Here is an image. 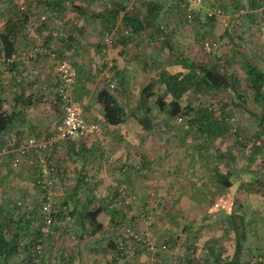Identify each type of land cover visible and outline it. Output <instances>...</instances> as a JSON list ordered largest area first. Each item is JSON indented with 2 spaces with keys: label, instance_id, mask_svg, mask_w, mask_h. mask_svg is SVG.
Wrapping results in <instances>:
<instances>
[{
  "label": "rangeland",
  "instance_id": "374dc122",
  "mask_svg": "<svg viewBox=\"0 0 264 264\" xmlns=\"http://www.w3.org/2000/svg\"><path fill=\"white\" fill-rule=\"evenodd\" d=\"M18 1L24 7V14L49 15L48 1L51 0ZM65 1V5H59L55 16L47 15L48 21L35 30V37H30L31 34L24 36L19 26L14 29L17 35L13 40L16 49L28 46L30 50V47L41 44L48 52L40 55L34 52L32 54L35 55L30 57H27V53H21L18 57L22 56L23 61L15 65L12 75L16 76L26 68L23 75L33 77L30 65L37 57L44 55L49 68L45 82L36 81L29 86V90H35L36 94L33 97L35 104L27 107L28 112L38 111L44 115L33 120L29 128L20 131L8 129L6 134L2 131L5 121L0 117V215L8 219L6 234L14 228L21 213L20 208L15 210L16 200L30 204L25 214L28 227L40 224L42 191L39 187L42 184L35 183V179L40 171V163H50L55 165V173L47 175L54 182L51 189L53 207L60 209L65 204V214L53 219L47 226L48 232L37 238L40 239L39 252L34 254L35 246L29 251L32 264H94L91 260L93 255L97 258L95 264H103L104 259L110 260V264H214L212 256L215 252L219 251L222 259L232 253L234 236L227 218L229 205L237 227L242 226L245 234L241 263L264 264V132L258 138L254 136L260 128L254 115L259 107L253 98L248 74L251 68L264 72V0H202L201 6L190 5L194 9L189 16L176 0H152L157 7L155 25L158 30H155L156 26H150L137 34L119 26L117 35L113 34L109 41L104 38L107 34L102 35L105 30L101 26L102 21L93 14L111 6L118 10L114 17L118 26L119 15L124 9L133 7L141 16L146 7L145 0ZM82 2L85 5L80 10L76 4ZM210 5L219 6L227 15L209 19L203 10ZM22 13L13 0H0V31L7 30L9 21ZM224 20L228 21V25L223 24ZM49 30L51 34L45 43L43 37L49 34ZM69 30L76 32L74 39L77 41L67 39ZM148 31L153 36L145 34ZM122 33H126L123 39ZM206 39L209 40V49L203 48ZM123 44L127 48L125 53L119 50ZM50 51L72 63L75 69L73 85L82 79L90 84L84 89V97L81 96L85 100H72L70 95L84 118L87 117L85 114L89 116L101 107L93 98L98 88L104 87L108 94L120 95L125 99L124 103L134 101L138 105L142 86L148 80H155L156 83L152 82L151 86L153 95L146 100L151 105L147 114L152 125L149 129L135 125V115L139 117L142 112L134 114L136 110L132 111L131 107L126 108L128 112L131 109L133 114L129 112L121 117H112L113 108H110L109 115H103V119L111 121V124L126 121L127 133L138 128V171H130L127 180L122 178L121 173V178L116 177V161L111 158V153L105 151L114 150L115 145L108 149L100 145V141L105 142L111 135L110 131L105 132L104 126L99 134L73 135L56 146L29 150L19 163L12 165L13 151L6 150L7 145H2L3 137L16 132L18 140L22 136L45 138L60 120L61 105L55 96V86L51 83L56 74ZM181 54H185L183 60H180ZM0 55L2 57L1 47ZM150 58L158 60L155 59L156 63H153ZM159 60L166 68L159 67ZM2 62L8 64L9 61L3 57L0 59V77L4 79L10 76V72ZM111 62L113 71H104ZM191 63L204 67L213 65L231 73L235 84L233 90L216 88L201 81L196 87L189 86L182 91L179 101L190 105L191 110L180 114L181 119L177 120V115H169L164 109H158L154 101L157 95L165 94V103L170 98L162 84L159 86L162 79L158 75L181 76ZM125 65L130 68L134 66L137 71L132 72L135 75L131 77L126 71V79L117 73V85L111 75L114 72L116 77L115 67L128 70ZM105 73L106 78L115 83L114 88L106 86ZM201 73L195 72L193 79L200 78ZM83 75L88 78H82ZM47 93L51 94L50 97H47ZM26 99L32 101V96L21 98ZM199 107L204 110L209 108L216 119H225L228 125L226 132L221 135L198 133L190 118L199 114ZM95 169L108 176L107 179L100 176L98 185L93 179H84V176L91 177ZM215 169L219 173L230 171L229 186L215 179ZM136 176L137 189L130 187V183L137 181ZM93 186L95 191L90 189ZM99 189L101 191H97ZM115 189L117 192H114ZM89 196L102 206L97 216L104 225L93 236L82 233L76 213L70 214L74 207L83 208ZM137 215H140V220L134 222L132 217ZM132 222L134 224L130 226ZM122 223L138 231L140 239H148L152 247L125 235L121 231ZM27 232L29 234L21 236V240H31L32 235L30 231ZM108 240H113L114 246H103ZM116 245L122 250H118ZM24 255L23 250L14 255L12 264H25ZM22 256L23 259H20Z\"/></svg>",
  "mask_w": 264,
  "mask_h": 264
},
{
  "label": "trees",
  "instance_id": "16d2710c",
  "mask_svg": "<svg viewBox=\"0 0 264 264\" xmlns=\"http://www.w3.org/2000/svg\"><path fill=\"white\" fill-rule=\"evenodd\" d=\"M48 2H49V8H48L49 9V15H48V17H51L52 15L55 16L57 13V10L60 9L59 5H65L66 4L63 2V0H51ZM65 2H67V0ZM69 2L72 3L73 0H70ZM145 4H146V7L144 10V13H141V16L139 15L140 12L137 11L136 9H133V7L130 9L128 8L127 10L124 9V11H122L121 14L119 15V19H118L119 25L118 26L115 24V20H114V17L117 16L118 10L114 9L111 6L106 7V8H102V9L96 11L94 14L93 13L92 14H93V17H97V19L102 21L101 26L103 28H105L102 35L108 33V31L113 27H115V29L117 30V28L119 26L122 27L123 29L127 30L128 32L138 34V33H143L147 27H150V26L155 27L156 26L155 22H156V16H157L156 15L157 7H155L156 5L152 2V0H145ZM84 5H85L84 2H82V4H76L77 8L80 10H82L84 8ZM178 6L182 7L179 3H178ZM24 16H25V14L22 13L18 17L14 18L13 21H9L10 23H8V29L0 31V47H1L3 59H6L7 57H9L10 54L13 52V49H14L13 40L17 37V35L14 33V29H16L17 26H19L18 27V28H20L19 31L22 33ZM47 18L42 23H39L37 28L45 25V23L48 21ZM211 18L212 17H209V19H211ZM20 21H21V23L19 24ZM157 28L158 27L156 26L155 30H158ZM78 29H79V27L76 28V30H78ZM148 32L150 34V31H148ZM75 33L73 31L69 30L66 34L67 39H74ZM22 34H24V33H22ZM47 35H46L47 39L45 40V42H48V37L50 34H47ZM116 35H117V31H116ZM124 35H126V33H122L121 39H123ZM24 36H26V35L24 34ZM150 36H153V33H151ZM104 38H106V37H104ZM74 41H77V39H74ZM120 41L123 42L122 40H120ZM42 46H44V45H42ZM31 48L32 47H30V50L27 49L26 51H31ZM119 50H121L124 53L127 52V50L125 48L124 49L121 48ZM26 51H25V53H27ZM38 54L40 55L42 53H38ZM32 55H33L32 53L28 54L27 57H30ZM13 61H14V58L11 61H9L8 66H10ZM112 63L113 62H111L110 66H108L109 71L112 70L111 69ZM253 70L254 69H252V68L248 69V74H250L249 84H250L252 91H253V98L255 99V101L257 102V106L259 107V111L257 113H254V115L257 116L258 125L260 126L259 131L257 133H254V136L258 138L260 136V133L264 132V72L263 71H253ZM198 71H202L201 77L198 79H193L194 73L195 72L197 73ZM86 78H88V77H86ZM111 79L117 80L116 77H114V73L111 75ZM199 81H201L202 83H205L207 85L216 87V88H223V89L230 88L232 90H233L234 84H235L234 77H233V75H231V73L223 72L220 69L215 68V66H213V65H211L209 67H204L201 65H197L195 63H191L190 67L181 76L176 77V76H173L171 74H167V75L163 76V80H161V82L164 83V86H165L164 91H165V93H169L170 98L165 103V101L162 99V95L156 96L154 101L157 104L158 109H160V110L164 109L165 111H167V113L169 115L179 116L182 113H187L189 110H191V106L188 104H181L179 102V96L182 93V91L185 90L186 88H188L189 86L190 87H193V86L196 87L199 84ZM56 84H57V79H56L54 85H56ZM151 86H152V82H147L140 89L139 103L141 105H144V110H143L142 115L140 117H138L137 119H138V123L140 124V126L143 127L144 129H149L151 127L149 116L146 113L149 110V108L146 106V100L152 94ZM55 96H56V99L59 101V98H58V95L56 94V92H55ZM32 97H34V95ZM96 99L101 105L102 113L104 116L109 115L110 108H113V116L112 117L123 116L122 108L114 101V99L112 97H110V95L106 92L104 87L100 88L97 91ZM30 100L31 99H29V100L26 99V101L21 100V96H18L16 98L15 97L8 98V100L0 98V102H1L0 108L3 109V110H1L3 113L0 112V117L2 118V120L4 119V121H5L3 123L4 125L2 128V131H4L5 134L8 130V128H10L11 125L13 124V119L17 118V116L23 110H25L29 105H31L32 101H30ZM3 101L5 103L4 106H3ZM163 104H165L164 107L162 106ZM9 106L12 108H11V111H9L7 113V109L9 108ZM198 112H199V114L196 117L190 118L191 124L195 127V129H197L198 133L210 135L212 132H214L216 134L221 135L222 133L226 132V130L228 129V125H227L226 120L225 119H216L214 117V113L209 108H208V110H204V109L199 107ZM11 134L17 136L16 132H11ZM8 137H9V135L6 137H3L4 139H1L4 142V143H2L3 146H5V145L8 146V144L6 143V140H5ZM36 137H38V136H36ZM214 172L216 173L215 179L217 181H220L224 186H229L231 184V181L229 179V175H230L229 170L224 171V173H219L217 171V169H215ZM50 173L51 174L55 173V171L54 172H48L46 174V176L50 175ZM38 175H37V177H44L45 173L39 171ZM35 183L44 184V186L41 185V187H39V188L41 189L42 193L45 194V189H47L46 186H48V185L42 181L36 182V179H35ZM116 189L114 190V192H117ZM63 201H65V200H63ZM23 205L24 204L19 202L18 200L15 201V207H16L15 210L17 211L20 208L21 213L19 215V218L17 219V223L15 224L14 228L12 230H10L11 232L9 234H6V227L8 224V222H7L8 219H4L0 215V264H12V262L14 260V255L21 253V250H23V252L25 254L24 257H26V258L23 259V256H22L20 259H23L25 261V264H32L31 261L33 260V258H31V253L29 251L32 248L34 249L36 247V252L34 254H37L39 252L38 242L40 240L37 238L42 233L43 234L47 233V232L44 233L40 229L39 223L37 224V227H28V225L26 224V223H28L27 222V215L25 216V214H27V212L29 210L25 209L26 207H24ZM64 208H65V204L62 205V207L60 209L59 208L54 209L51 212V221L53 219H55L56 217H59V216L61 217L62 215H64L65 214L63 212ZM101 209H102V206L98 205V203H96L93 200V197L89 196V197H86V205L83 208L77 209L74 207L73 209L70 210V214L73 215L74 213H76V215L78 217V221L80 223V230L82 233H85L88 236H93L99 230H101L104 226L102 220L99 219L97 216L98 212ZM1 210H2V208H0V213H2ZM227 218H228L229 223H230V229H231L233 236H234V244H233L232 253L229 257L222 259L220 254H219L220 252L218 251V252L214 253V255L212 256V259H213L214 264H218L217 262H221L220 264H242L240 254H241V250L243 247V240L245 238V234H244V231L242 229V226H240L239 228L237 227V224L235 221V215L231 211V205L228 206ZM240 218H241V216H240ZM134 219H135L134 222H136V220L139 221L140 215L132 217V220H134ZM39 221H40V219H39ZM134 222H132L130 224V226H132V224H134ZM122 224H124V223H122ZM125 226H126L125 224L121 225V231H123V228ZM23 229H24V231H23ZM27 230L30 231L32 238H31V240L28 239L27 241H25V240L23 241V240H21V236L29 234L27 232ZM135 232L138 234V231H135ZM114 244L115 243L113 242V240H108L106 243H103V246L109 245L112 247V246H114ZM117 248L120 251L122 250L119 246H117ZM15 260H16V258H15ZM259 262H261V261L259 260Z\"/></svg>",
  "mask_w": 264,
  "mask_h": 264
},
{
  "label": "crops",
  "instance_id": "0c3cea01",
  "mask_svg": "<svg viewBox=\"0 0 264 264\" xmlns=\"http://www.w3.org/2000/svg\"><path fill=\"white\" fill-rule=\"evenodd\" d=\"M49 34H51V30H49ZM145 34H148L150 36L151 32H150V34H149V32H146ZM46 39H47V36L43 37V40L44 41ZM133 46H135V44ZM136 46L138 47V45H136ZM28 48L29 47L27 46L26 48L23 47L20 50H18L14 46L13 52H15V54H16L15 57H17V58L14 59V61L11 63L10 66H8L9 64H5L4 62H2L3 65H4V67L6 68V70L8 72H10L9 73L10 76L9 77H6L4 79H2L0 77V98L1 99L8 100V98H13V97L16 98L18 96H21V98L22 97H25V96H33L34 94H36V91L33 90V89L29 90V86L32 85V82L33 83L36 82V81L37 82H39V81L40 82H45V79L44 78L47 77V71H48V68H49V64H48V60L46 58V55L37 57V59L34 60L35 62H33V64L30 65L31 72H33V77H30V75H29V77L23 75V74H25L24 70L27 71L26 68L22 69L19 72L18 75L16 74V76H14V74L12 75V73H14V69L13 68H15V65L19 64L20 61H23L21 59L22 56H20V57H18V56L19 55H22L23 53H25V51ZM122 48L123 49L125 48L127 50V48L125 47L124 44H123V47ZM26 52H28V51H26ZM40 57H41V59L38 60ZM184 58H185V54H181L180 55V60H183ZM0 59L2 60V57H0ZM155 59L154 58H150V60L153 61V63H156ZM156 60H158V59H156ZM159 63H160V65H159L160 68L161 67L166 68V66H163V64H161V61L160 60H159ZM20 66H22V64ZM125 66L128 68V70H126V68H123V67H121L122 69L121 68H117V67L114 68V71L116 73V79H117V73L121 76L122 79H126V77H124V76H127L128 74H131L130 77L133 76V75H135V73H132L134 71H137V69L134 68V66L132 68L128 67V65H125ZM103 70L105 71L106 68L103 69ZM54 71H55V68H54ZM126 71H128V74H127ZM163 76H165V75L163 74ZM163 76L162 75H158V77H159L160 80L161 79L163 80ZM82 78H86V75H83ZM56 79H57V77L55 78V80H53L51 82L52 85H54ZM146 80H148V79H146ZM85 81L86 80H83L82 79V80L77 81L76 84H74V85L72 83V86H71V97H72V100L74 98H80L81 101L85 100V99H83V97L85 95L84 94V89H85V87H87L88 85H90V84H86ZM48 82H50V81H48ZM151 82H155V80H153ZM91 83H93V82H91ZM96 83H94V84L96 85ZM116 83L118 85L119 81L116 80ZM161 84H162V88H164L165 87L164 86V83L163 82H160L159 86ZM38 89H40V88H38ZM99 89L100 88H98L95 91V94H94V97H93L95 99V102H97V103H99V102L96 99V93H97V91ZM151 90H153V89H151ZM54 92H55V90H54ZM109 94H110V92H109ZM50 95H51L50 93H47V97H50ZM110 95L114 99V101L123 109V115H126L129 112H131L133 114V112H132L133 110H136V111H134V114H138L139 111L143 113L144 105H141L140 103H138V105H135V102L134 101L131 102V100H130L131 103H124L125 102L124 101L125 99H122L123 97H120V95L114 94V93H111ZM151 95H153V92H152ZM81 96H83V97L81 98ZM125 96L127 98L128 95L125 94ZM162 99L163 100L165 99V94H164V96H162ZM33 104H35V102H34V99L32 97V103H31V105H33ZM4 105H5V103L3 101V106ZM164 105L165 104H163L162 106L164 107ZM93 106L97 108V106H95V104H93ZM146 106L149 108V110L146 112L148 114L149 111H150L151 105H148V103L146 102ZM87 107H88V105H86V108ZM126 107H131L132 108V111H131V109H129V112H128ZM140 107H141V109H140ZM11 108L12 107L9 106V108L7 109V113L9 111H11ZM28 109L26 108L25 109L26 111L23 110V112H21L17 116V118H14L13 119V124L10 127L12 130L17 129L18 131H20L23 128L28 127L33 120H37V119L41 118L42 115H44V113H39L38 111H35L33 113L32 112H28ZM1 110H3L2 108H0V112L3 113ZM78 110L80 111V109H78ZM93 113H94V116H91V114L93 115ZM91 114L89 116L85 114V116H87V117H85V119L86 120H92V121H99V123H100V124H98L99 125V128L102 129V127L104 126L105 132L106 131H110L111 132V135L109 137L110 139H107L105 142L104 141H100V145L104 146V148L106 146V149H108V148L112 147L113 145H115V149L114 150L113 149L105 150L106 153H111L110 154L111 155V158H114V161H116V164H115L116 169L115 170L118 173H117V176L116 175H114V176L120 177L122 175V178H124V179L127 180L128 176H129L128 173L130 171L132 173L133 172L136 173L138 171V135H137L138 134V128L137 129H135V128L132 129L131 128L132 129V132H128L127 133L125 127L128 126V123H126V121L125 122H118L116 124H111V121H108V120H104L103 119L104 116H103L101 107L97 108L94 112H91ZM135 118H136V121H137V123H135V125L137 127L138 126L140 127V124L138 125V119H137L138 118V115H135ZM33 126H35L34 123H33ZM154 126L155 127L157 126L156 128H159V125H156L155 124ZM161 127H162V125H161ZM10 128H8V129L11 130ZM133 130H134V132H133ZM104 143L106 145H104ZM112 153L114 154V156H112ZM115 155H117V156H115ZM96 156L101 157L102 155H100V156L99 155H96ZM105 156L106 155H103L102 157H105ZM115 157H116V159H115ZM100 161H102V159H100ZM103 162H104V160H103ZM120 173H121V175H120ZM100 176H102L103 179H107L108 178V176H106L105 173L100 172V171L99 172H96V169H95V171L92 173L91 177L84 176V179H93V181L97 184L101 180L100 179ZM110 180H112V178ZM136 180L137 181H133L132 184L130 183V187L134 186L136 189L138 188V186H136V184H135V183L138 182L137 176H136ZM90 189L93 190V191H95L96 188H94V186H93V188L91 187ZM103 190H104V187H103L102 191ZM97 191H101V189H99ZM91 242H93V241H91ZM80 255L82 256V253ZM77 256L79 257L78 254H77ZM93 256H92L91 260L95 264L97 262V258L96 257H93ZM103 264H110V260L104 259Z\"/></svg>",
  "mask_w": 264,
  "mask_h": 264
},
{
  "label": "built area",
  "instance_id": "2783aa9c",
  "mask_svg": "<svg viewBox=\"0 0 264 264\" xmlns=\"http://www.w3.org/2000/svg\"><path fill=\"white\" fill-rule=\"evenodd\" d=\"M186 12V15L189 16L191 11L193 12L194 6H201L202 0H176ZM17 9L22 12L24 9L23 5L20 4V1L13 0ZM205 16L207 17H220L227 15L223 12V10L217 5H210L204 7L203 10ZM46 13H39L38 15H28L24 16V23L22 27V33L26 36L31 34L30 37H35L37 33L35 30L39 23H42L47 18ZM229 16V15H228ZM224 25H228V21H223ZM107 34L106 40L109 41L113 34H115V27L111 28ZM203 48L209 49V40L203 41ZM34 52L38 53H47L48 49L42 45L32 46L31 51H28L27 54H31ZM50 56L54 57V68L57 77V84L55 85V92L58 95L61 105V118L59 122L55 125L52 130V133L49 134L45 138H40L36 136H23L20 140L18 137L11 134L6 140L8 144V149L13 151L12 156V165L19 163L22 160V156L29 150L42 149L44 147H51L52 145H57L59 142H62L65 139L72 137L73 135L87 136V135H95L99 133V125L97 122L92 120H86L78 111L76 106L71 101V85L75 76V69L71 62L65 57H57L54 52L50 51ZM24 55V53H23ZM15 57L14 53H11L9 57L6 59L11 61ZM108 71V68H106ZM107 73H105L104 77L106 78ZM108 88H114L115 83L113 81L108 80ZM181 117L177 116V120ZM10 147V148H9ZM55 165L50 163H40V171L45 173L44 177H37L36 182L42 181L46 183L48 186L45 189V194L41 195V203H40V229L45 233L48 232L47 226L51 222V212L54 210L53 200L51 197V189H53L54 182L52 178L46 176L48 172H54ZM50 170V171H49ZM46 176V177H45ZM42 184V183H41ZM44 186V184H42ZM24 204V203H23ZM25 209L30 207V204H24ZM149 222V221H148ZM123 232L127 236H131L133 240H141L145 246L152 247V243L148 239H140L141 237L126 225L123 228Z\"/></svg>",
  "mask_w": 264,
  "mask_h": 264
},
{
  "label": "clouds",
  "instance_id": "9594fccd",
  "mask_svg": "<svg viewBox=\"0 0 264 264\" xmlns=\"http://www.w3.org/2000/svg\"><path fill=\"white\" fill-rule=\"evenodd\" d=\"M207 17V16H206ZM116 30V29H115ZM115 33H116V31H115ZM12 53H14V52H12ZM109 72V71H108ZM105 78V77H104ZM108 80H110V79H108V77L106 78V86L108 87ZM111 81V80H110ZM59 102H60V100H59ZM61 118V117H60ZM96 122V121H95ZM99 133H100V128H99ZM98 133V134H99ZM87 136H89V135H87ZM70 138H72V137H70ZM69 139V138H68ZM66 140V139H65ZM40 207V206H39ZM40 209V208H39Z\"/></svg>",
  "mask_w": 264,
  "mask_h": 264
}]
</instances>
